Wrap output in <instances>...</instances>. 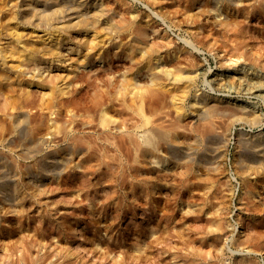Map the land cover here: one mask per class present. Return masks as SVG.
I'll return each mask as SVG.
<instances>
[{"label":"rangeland","instance_id":"rangeland-1","mask_svg":"<svg viewBox=\"0 0 264 264\" xmlns=\"http://www.w3.org/2000/svg\"><path fill=\"white\" fill-rule=\"evenodd\" d=\"M94 1L0 0V264H264L263 0Z\"/></svg>","mask_w":264,"mask_h":264},{"label":"bare ground","instance_id":"bare-ground-1","mask_svg":"<svg viewBox=\"0 0 264 264\" xmlns=\"http://www.w3.org/2000/svg\"><path fill=\"white\" fill-rule=\"evenodd\" d=\"M229 1H231L235 5V7H237L238 9H240L241 6L244 7L243 4L241 5V3H242L241 0H229ZM95 4L96 3L94 0H36V4L33 7L32 11L39 13V22L41 25H47V26L53 25L54 26L55 21L56 22L57 21L58 22H65L67 20L72 19L73 17H76V18L82 17L84 11L89 7H91V8L96 7ZM26 10L27 9L24 8V11H26ZM243 10H244V12H246L248 10V8L245 6L243 9H240V11H238V13L241 15ZM260 10L261 11L264 10V0L260 3ZM48 29H56V27L54 26L53 28H48ZM16 38L21 39L20 36H17ZM47 39H50V37L45 38V40H47ZM29 54L30 55H28L27 57H28V59H31L32 61L39 62V61L43 60L42 55L39 54L38 51L34 50V51L30 52ZM0 55L5 58L4 52H0ZM252 61L258 63L257 59H252ZM6 63H7L6 60H1V62H0V69L1 70L7 66ZM16 71L18 73L20 72L19 69H16ZM16 71H13V74H17ZM243 75H244V73H243ZM5 76H6V74L1 73V71H0V80L4 79ZM148 77L150 78V80L152 82H154V81L158 80L160 76L158 75V73L152 72V73L148 74ZM244 81H245V79H244ZM141 94L144 95L145 93H141ZM219 106L220 105H219V103H217V101L211 100V99H204V101L202 102L200 116L202 119H204L206 121V123L204 124V127L202 129V133H200V136H199V138L202 139L201 142L199 141L200 143H205L208 141L212 142V140H214V139L216 140V139L221 138V135L217 132V127H216V124L214 121V116L215 115H225L227 113H230V111L229 110H223ZM20 114H21V117H23L26 113L20 112ZM130 140H132V138ZM135 141L137 142V144L135 142H133V144L134 143L136 144V145L134 144L135 146H141V144L143 143V145H145V151H148V153H151L154 155V154H156L155 151H156V146H157L158 141L169 142V143L172 142L171 129L164 127V126L160 127L158 125H154L153 127L148 128V131L146 132L144 139H143L144 142L142 141V143H141L140 140H138V139H135ZM171 148H172L173 152H175L174 151L175 148H173V147H171ZM167 149H168V147H167ZM169 151H171V150H169ZM258 152L259 153L261 152L262 156L264 157V142L259 145ZM172 153H170V155ZM190 154H191L190 152H187V154H186L187 163H188L189 159L191 160ZM183 157H185V156H183ZM49 160H50V158H49ZM179 160H180V158H179ZM182 160H180V161H182ZM173 161H175V159ZM182 164H184V163H182ZM191 177H192V175H191ZM114 199H116V198H114ZM188 204L192 208L195 207V205L192 202L188 203ZM176 262L178 264L181 263L180 260H176Z\"/></svg>","mask_w":264,"mask_h":264}]
</instances>
